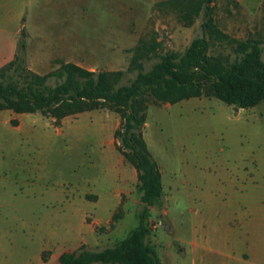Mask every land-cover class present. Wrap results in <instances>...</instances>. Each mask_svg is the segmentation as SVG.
<instances>
[{"label":"rangeland","instance_id":"1","mask_svg":"<svg viewBox=\"0 0 264 264\" xmlns=\"http://www.w3.org/2000/svg\"><path fill=\"white\" fill-rule=\"evenodd\" d=\"M196 2L0 0V69L21 43L39 74L77 59L126 70L139 44L180 53L203 33L212 56L233 57L232 39L264 47V0H216L210 33L202 13L184 18ZM141 60L147 71L157 57ZM140 96L148 99L144 138L162 174L164 204L147 220L161 263L191 264L189 251L205 245L212 250L201 249L197 264H235L226 256L264 246V100L235 110L215 97L170 104L146 88ZM12 113L0 111V264H58L64 252L111 246L138 225L141 192L136 174L125 176L132 166L118 163L117 113L98 108L56 125L21 113L18 128Z\"/></svg>","mask_w":264,"mask_h":264},{"label":"trees","instance_id":"2","mask_svg":"<svg viewBox=\"0 0 264 264\" xmlns=\"http://www.w3.org/2000/svg\"><path fill=\"white\" fill-rule=\"evenodd\" d=\"M216 0H197L184 13L186 22L202 13V31H213L211 4ZM234 56L208 54L209 42L203 33L194 37L180 53L162 49V43L139 44L132 51L126 70H89L65 62L56 70L39 74L27 67L23 43L14 58L0 69V110L16 113L38 112L58 124L63 117L98 108H107L119 116L114 130L115 148L137 174L141 192L137 211L138 225L123 239L102 249L81 244L64 252L58 264H162L149 244L151 207L164 204L161 173L143 135L148 99L174 104L191 97H215L229 106L248 108L264 100V58L259 41L232 39ZM157 57L147 71L141 58ZM136 70L128 83L122 80ZM54 79V80H53ZM53 80V83H51Z\"/></svg>","mask_w":264,"mask_h":264},{"label":"crops","instance_id":"3","mask_svg":"<svg viewBox=\"0 0 264 264\" xmlns=\"http://www.w3.org/2000/svg\"><path fill=\"white\" fill-rule=\"evenodd\" d=\"M74 63L89 69V70H94L93 66L90 64H87L85 62H83L81 59H77L74 60ZM110 63V62H109ZM107 63V64H109ZM107 69H111L110 67H108ZM6 110H10V109H6ZM2 111V110H0ZM15 117V119H17L18 124L13 125L15 127H20L21 124V113H16L13 111L12 113V118ZM11 120H9L10 122ZM144 135V133H143ZM146 141V140H145ZM120 154V153H119ZM118 163L120 165H124L126 163L123 162V157L120 154V157L118 158ZM133 168V167H132ZM160 171V170H159ZM124 172H125V176L126 175H134L136 174L135 169H131L129 167L124 168ZM161 173V171H160ZM162 175V174H161ZM137 176V174H136ZM201 249L204 250H212V248L207 247V246H203L202 248H199L198 250H190L189 253L191 255V264H197V262H202L201 257H197V253L200 252ZM226 257L230 258V259H234L235 264H264V246L261 245H247L245 246L241 251L236 252L235 255H227Z\"/></svg>","mask_w":264,"mask_h":264},{"label":"water","instance_id":"4","mask_svg":"<svg viewBox=\"0 0 264 264\" xmlns=\"http://www.w3.org/2000/svg\"><path fill=\"white\" fill-rule=\"evenodd\" d=\"M233 108L235 109V110H238L239 108L238 107H236V106H233Z\"/></svg>","mask_w":264,"mask_h":264}]
</instances>
